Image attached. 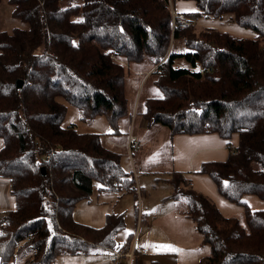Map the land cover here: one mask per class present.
Segmentation results:
<instances>
[{
	"label": "trees",
	"instance_id": "trees-1",
	"mask_svg": "<svg viewBox=\"0 0 264 264\" xmlns=\"http://www.w3.org/2000/svg\"><path fill=\"white\" fill-rule=\"evenodd\" d=\"M174 1L3 0L16 21L0 29V176L15 204L0 212V264H52L59 255L117 249L122 213H107L94 227L75 220L73 208L94 185L138 191L120 164L136 142L128 136L132 116L146 129L165 125L169 139L212 131L227 139L226 158L202 161L197 172L242 211L220 212L175 170L164 178L172 187L167 198L209 246L198 264H264V208L242 199L264 198V0H193L196 10L183 13L229 14L252 37L180 27L171 18ZM130 64L148 71L136 101ZM148 82L159 94L141 100ZM57 97L81 121L104 115L112 131L63 125L66 106Z\"/></svg>",
	"mask_w": 264,
	"mask_h": 264
},
{
	"label": "rangeland",
	"instance_id": "rangeland-1",
	"mask_svg": "<svg viewBox=\"0 0 264 264\" xmlns=\"http://www.w3.org/2000/svg\"><path fill=\"white\" fill-rule=\"evenodd\" d=\"M197 29L205 27H214L218 30L227 31L231 35L239 37H252L254 31L248 27L237 24L229 14L221 18L210 16H200L194 19ZM4 8L3 0L0 1V29H9L15 23ZM140 65L130 64L127 84L130 89L131 97L134 95L135 85L138 77V70H143ZM134 76V79H133ZM136 80V81H135ZM139 80V79H138ZM139 90L137 91V93ZM136 93V94H137ZM158 89L150 82L145 83L141 90V100L147 96L158 95ZM129 138L135 142L130 149L126 146V151L121 155L120 164L124 171L133 175L135 186L137 183L138 193L131 189H125L122 186L104 191L105 193L97 196L96 185H94L90 196L87 199L78 200L74 205L75 220L82 218V215H88L97 205L95 210H99V215L104 214L105 210H126L125 226L120 229L116 235V241L119 244L126 242L135 228V207L139 206L143 210L156 211L159 214L169 205L173 206L174 213H178L173 200L164 202L161 197L167 194L171 184L164 179L167 173L170 175V142L168 140V129L165 125L155 124L152 128L146 129L138 127L136 121L131 123L128 132ZM170 193V192H169ZM168 193V194H169ZM96 196L99 202L96 201ZM163 199V198H162ZM90 203V204H88ZM100 203V204H98ZM183 208L182 204H178ZM13 207V196L9 190V182L6 177L0 176V210ZM1 212V211H0ZM117 213V212H116ZM106 215V214H105ZM174 217V218H173ZM88 218H91L90 214ZM105 219V217H104ZM79 221V220H78ZM178 218L172 216L170 212L166 216H159V225H161L164 234L160 236V242L164 249L175 251L179 262L184 259L205 257L208 254V244H203L202 235L197 231L191 219L180 222ZM85 223L84 221H80ZM87 223V222H86ZM171 223V224H170ZM170 224V225H169ZM172 225V227H171ZM146 225H142L138 232L141 242L145 241L147 236ZM181 228H183L181 230ZM186 244L188 246H185ZM174 249V250H173ZM192 262L189 261L188 264ZM186 264V263H185Z\"/></svg>",
	"mask_w": 264,
	"mask_h": 264
},
{
	"label": "crops",
	"instance_id": "crops-1",
	"mask_svg": "<svg viewBox=\"0 0 264 264\" xmlns=\"http://www.w3.org/2000/svg\"><path fill=\"white\" fill-rule=\"evenodd\" d=\"M173 7L176 11L182 13L192 12L196 10V5L193 0H175ZM137 73L138 77L135 85L136 88L134 91L135 101L138 94L137 91L143 83L144 78L148 74V71L143 69L138 70ZM57 99L64 103L66 106V112L62 120L63 125H67L68 123H74V127L78 132L110 133L112 131V127L107 122L104 115L98 114L94 116L89 122L81 121L78 116L79 112L75 106L66 102L61 97H57ZM132 120L133 123H135L136 121L138 127H144L143 119L140 117H135L133 119V116L131 118L129 127L132 123ZM168 140L170 142V171H180L186 178L189 179L191 185L195 189L207 194L213 200L220 212L233 213L240 212L243 210V205L231 202L218 193L214 182L208 176V174L203 172H197V169L199 168L200 163L202 161L223 160L226 158L229 153V149L226 146L227 139L222 138L221 136H219L218 133L212 131L205 133H175L170 137V139L168 138ZM229 140L233 145L237 144V134L232 133ZM1 146L2 139L0 137V147ZM165 176H169V173H167ZM136 187L138 190L137 183ZM170 191L171 188L169 192ZM134 192L138 193V191ZM104 193L105 192L97 191V196L102 195ZM168 193L162 196L161 200H164V202H168L169 200H171L167 198ZM97 196L96 201L99 202L100 200ZM242 199L251 209L264 208V198H259L255 194L246 193L243 195ZM14 204L15 203L13 198V207ZM96 206L97 205H92L94 209L91 212H88V215H82V218L77 219V221H84L85 223L87 222L86 224L88 225L99 227L105 222L104 217L107 213H122L123 218L125 220V214H127V209L123 211L108 209L105 210L104 214L100 216L99 210H95ZM143 209L144 208H141L139 206L135 207V241L132 240L134 234V232H132L131 237H129L128 240L126 239V242H124L123 244L117 243L116 235L120 231L119 230L115 234V246L117 249L111 250L108 253L99 254L59 255L55 258L52 264H188L189 261L192 262L191 264H198V262L203 258V256L197 257L195 259L192 258L191 255L190 259L186 260L183 258V260L179 262L176 252L164 249L162 243L159 241L161 234H164V230H162L161 225H159V216H166L167 213L170 212L172 216H175V218L181 220L180 222L186 221L188 218L176 212L174 213L173 206L171 205H169L165 210L160 212V214L159 211L157 213L156 211ZM3 210L5 209H2L0 211ZM89 214L91 218H88ZM125 224L126 223L124 221V226ZM143 224L147 226V236L145 238V241L142 243L138 232L141 230ZM182 229L183 228H181V230ZM183 245L187 246L186 244ZM130 249L133 250V256L130 261H128L125 256H121L117 259L116 262H114L115 253H122ZM143 251H145V253H142ZM9 264L12 263L10 262Z\"/></svg>",
	"mask_w": 264,
	"mask_h": 264
},
{
	"label": "built area",
	"instance_id": "built-area-1",
	"mask_svg": "<svg viewBox=\"0 0 264 264\" xmlns=\"http://www.w3.org/2000/svg\"><path fill=\"white\" fill-rule=\"evenodd\" d=\"M170 13H171L172 22L174 21L175 18H177L178 25L180 27H186L187 25L194 23L193 17L185 15L182 12L176 11L174 7H172L171 3H170ZM113 184L116 185V182H114ZM135 239H136V232H134L132 240L135 241ZM142 253H145V251H143ZM121 256H125L128 259V261H130L133 256V250L130 249L122 253L120 252L115 253L114 262H116L117 259Z\"/></svg>",
	"mask_w": 264,
	"mask_h": 264
},
{
	"label": "water",
	"instance_id": "water-1",
	"mask_svg": "<svg viewBox=\"0 0 264 264\" xmlns=\"http://www.w3.org/2000/svg\"><path fill=\"white\" fill-rule=\"evenodd\" d=\"M17 84H20V81L19 80L17 81Z\"/></svg>",
	"mask_w": 264,
	"mask_h": 264
},
{
	"label": "snow or ice",
	"instance_id": "snow-or-ice-1",
	"mask_svg": "<svg viewBox=\"0 0 264 264\" xmlns=\"http://www.w3.org/2000/svg\"><path fill=\"white\" fill-rule=\"evenodd\" d=\"M174 250V249H173Z\"/></svg>",
	"mask_w": 264,
	"mask_h": 264
}]
</instances>
